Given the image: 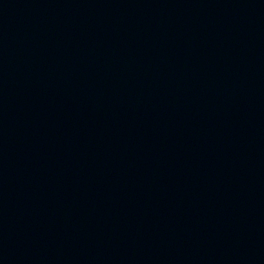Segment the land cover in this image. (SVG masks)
Here are the masks:
<instances>
[{
  "label": "water",
  "instance_id": "95a60500",
  "mask_svg": "<svg viewBox=\"0 0 264 264\" xmlns=\"http://www.w3.org/2000/svg\"><path fill=\"white\" fill-rule=\"evenodd\" d=\"M264 125V0H0V143Z\"/></svg>",
  "mask_w": 264,
  "mask_h": 264
}]
</instances>
